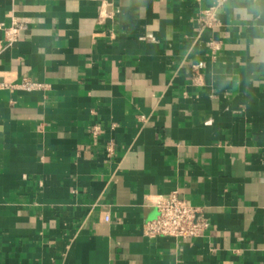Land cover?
Here are the masks:
<instances>
[{
  "label": "crops",
  "instance_id": "1",
  "mask_svg": "<svg viewBox=\"0 0 264 264\" xmlns=\"http://www.w3.org/2000/svg\"><path fill=\"white\" fill-rule=\"evenodd\" d=\"M211 2L0 0V264H264V0Z\"/></svg>",
  "mask_w": 264,
  "mask_h": 264
},
{
  "label": "built area",
  "instance_id": "2",
  "mask_svg": "<svg viewBox=\"0 0 264 264\" xmlns=\"http://www.w3.org/2000/svg\"><path fill=\"white\" fill-rule=\"evenodd\" d=\"M198 4L204 0H195ZM212 2L201 9L200 22L211 27L217 22V11L229 0H211ZM27 29V24L22 21L12 20L11 25L5 28V41L7 45L17 42L21 33ZM26 91H33L44 87V84L24 78L18 85ZM99 127H93V133L98 134ZM111 151L112 147L109 146ZM153 202L157 208L154 219L147 221L144 225V234L148 237L172 236L177 238H192L202 235L210 225V221L202 210L181 199L177 192L166 196H157ZM105 221H110L109 211H103Z\"/></svg>",
  "mask_w": 264,
  "mask_h": 264
}]
</instances>
